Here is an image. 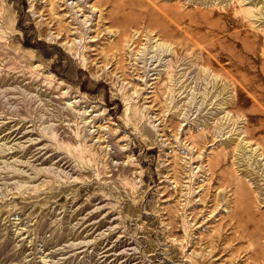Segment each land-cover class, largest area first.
<instances>
[{
	"label": "rangeland",
	"instance_id": "374dc122",
	"mask_svg": "<svg viewBox=\"0 0 264 264\" xmlns=\"http://www.w3.org/2000/svg\"><path fill=\"white\" fill-rule=\"evenodd\" d=\"M249 1L0 0V264H264V172L220 144L232 121L264 154Z\"/></svg>",
	"mask_w": 264,
	"mask_h": 264
},
{
	"label": "bare ground",
	"instance_id": "6f19581e",
	"mask_svg": "<svg viewBox=\"0 0 264 264\" xmlns=\"http://www.w3.org/2000/svg\"><path fill=\"white\" fill-rule=\"evenodd\" d=\"M191 1V0H190ZM195 1V0H194ZM200 1L201 3L204 4H208L206 6H210L209 3H215L216 0H197ZM219 1V0H218ZM249 2H251V4L253 3V5L257 6V8L260 10L258 11L259 15L261 16L264 12L263 7H264V1L263 0H258L257 2H255L254 0H250ZM196 3V2H195ZM222 3V2H221ZM224 3V2H223ZM203 4V5H204ZM216 4V3H215ZM220 5V3H219ZM257 13V12H256ZM261 19V18H260ZM263 19V18H262ZM135 33V32H134ZM154 36V35H153ZM153 38V37H152ZM155 38V37H154ZM157 40V38H156ZM155 42V40H154ZM171 44V43H170ZM169 43L167 42H159L158 45L161 46V48L164 49H169ZM145 45V44H144ZM5 46V45H4ZM7 46V45H6ZM8 48V47H7ZM6 48V49H7ZM174 49V48H173ZM2 51H6L5 47L2 48ZM175 51V50H173ZM10 56V55H8ZM5 57V56H4ZM11 57V56H10ZM9 57V58H10ZM10 62V61H9ZM12 62V61H11ZM5 63V62H4ZM183 64V63H182ZM170 65V64H169ZM190 65V64H189ZM180 68V67H179ZM178 69V68H177ZM180 70V69H178ZM188 65L184 63V65L181 67V70L179 71V74L175 75L177 76V80H181L180 86L182 87L184 85V87H189L188 91L186 92V95H184L185 98L189 99V97L191 96V94L193 93V91L195 90V87L193 85V78L192 81L189 82H185V79H181L183 76H186V74L188 75ZM190 71V69H189ZM210 71V70H209ZM211 72V71H210ZM200 76H204V74L202 73ZM174 78V79H176ZM189 78V77H188ZM0 79H4V77H0ZM201 79V78H200ZM176 81V80H174ZM202 83V82H201ZM214 88L211 92V97H214L218 92H220L222 89H225V95L221 98L218 99V102L220 105L227 103V102H231L235 99V86L232 83H229L226 79H224L222 76L218 77L216 76L214 78ZM213 84V85H214ZM211 85V84H210ZM169 86V85H168ZM183 87V88H184ZM197 87V86H196ZM209 87V86H208ZM56 88V87H55ZM57 89V88H56ZM178 89V88H177ZM200 89V88H199ZM179 90V89H178ZM177 90V91H178ZM184 90V89H182ZM181 90V91H182ZM60 91V89H59ZM180 91V90H179ZM183 92V91H182ZM223 92V91H222ZM221 92V93H222ZM201 97H205L204 91H200L199 92ZM224 93V92H223ZM58 94V93H57ZM195 94V93H194ZM14 95V93H13ZM196 95V94H195ZM15 97H18V95H14ZM58 96V95H57ZM199 97V96H198ZM210 97V96H208ZM217 97V96H216ZM57 98V97H56ZM59 98V96H58ZM181 99V98H180ZM184 99V98H183ZM170 100V99H169ZM206 100H208L206 98ZM177 101V100H176ZM179 101V100H178ZM214 101V100H213ZM210 102V101H209ZM55 103V102H53ZM177 103V102H176ZM175 103V105H176ZM213 103V102H212ZM179 104V103H178ZM217 105V104H216ZM225 105V104H224ZM231 105V104H230ZM235 105V104H234ZM185 103L183 102V105L178 106L174 111L179 114L182 115L185 113ZM236 106V105H235ZM57 108V107H56ZM75 108V106H74ZM172 108V107H171ZM175 108V107H174ZM173 108V109H174ZM202 109V108H201ZM226 109V108H225ZM59 110V109H58ZM208 110V109H207ZM54 112V111H53ZM69 113V112H68ZM206 113V112H204ZM211 114V113H210ZM204 115V114H203ZM184 116V115H183ZM201 116V115H200ZM215 116V115H214ZM240 116V115H238ZM219 117V116H218ZM211 118V117H210ZM230 118V117H229ZM200 119V118H199ZM214 119V118H213ZM217 119V117L215 118ZM241 119V118H240ZM198 120V119H197ZM206 125H207V119L202 118L201 119ZM227 120V117L225 119V117H222V119H220L219 121H217L214 125L216 128V131H218L219 129L222 128L223 122H225ZM239 120V119H238ZM216 121V120H215ZM228 121V120H227ZM244 121V120H243ZM245 122V121H244ZM232 123V121H231ZM231 123L228 122V124L222 129V133H221V142L225 147H233V151H234V159L236 161V165L237 168L241 170V172H243L246 176H248L253 182H255L261 193H263V187L259 182V179L256 177L255 174V170H260L261 172H264V154H263V149L261 150V144L259 143H251L250 142V132L247 129V127L244 125L242 126H237V127H232ZM212 124V123H211ZM209 124V125H211ZM242 124V123H241ZM203 125V124H202ZM212 126V125H211ZM206 127V126H205ZM214 128V126H212ZM212 127L210 129H212ZM203 128V127H202ZM214 133V132H213ZM218 133V132H216ZM241 133H243L241 135ZM241 135V136H240ZM68 136V135H67ZM208 136V135H207ZM217 136V135H216ZM219 137V136H218ZM72 141V140H71ZM253 141V140H252ZM257 141V140H256ZM259 142V141H258ZM224 147V148H225ZM228 149V148H227ZM226 149V150H227ZM230 150V149H229ZM241 174V173H240ZM245 177V176H244ZM264 181V180H263ZM251 182V181H250ZM174 184V183H173ZM256 191V190H255ZM257 192V191H256ZM264 195V193H263Z\"/></svg>",
	"mask_w": 264,
	"mask_h": 264
}]
</instances>
